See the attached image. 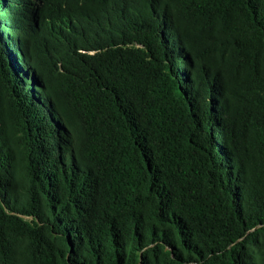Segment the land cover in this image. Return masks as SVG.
I'll list each match as a JSON object with an SVG mask.
<instances>
[{"label": "trees", "instance_id": "1", "mask_svg": "<svg viewBox=\"0 0 264 264\" xmlns=\"http://www.w3.org/2000/svg\"><path fill=\"white\" fill-rule=\"evenodd\" d=\"M44 1L0 0V264H264V0Z\"/></svg>", "mask_w": 264, "mask_h": 264}, {"label": "clouds", "instance_id": "2", "mask_svg": "<svg viewBox=\"0 0 264 264\" xmlns=\"http://www.w3.org/2000/svg\"><path fill=\"white\" fill-rule=\"evenodd\" d=\"M48 2L49 0L44 1L37 9H33L28 4H26V6H28L34 13H40L46 10ZM0 58L2 64H4L2 69L5 73L15 79H18L23 75L30 76L32 81L30 82L31 85L29 88L37 91V88L32 85L34 81L33 78L36 79L32 58L25 52L20 36L13 38L1 47ZM42 90L43 89H40V91ZM46 95L48 96L47 93ZM47 104L50 105L49 101H47Z\"/></svg>", "mask_w": 264, "mask_h": 264}, {"label": "bare ground", "instance_id": "3", "mask_svg": "<svg viewBox=\"0 0 264 264\" xmlns=\"http://www.w3.org/2000/svg\"><path fill=\"white\" fill-rule=\"evenodd\" d=\"M40 94H42V93L40 92Z\"/></svg>", "mask_w": 264, "mask_h": 264}]
</instances>
